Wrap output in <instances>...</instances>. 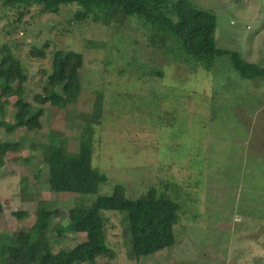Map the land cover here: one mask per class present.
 <instances>
[{
    "label": "rangeland",
    "instance_id": "obj_1",
    "mask_svg": "<svg viewBox=\"0 0 264 264\" xmlns=\"http://www.w3.org/2000/svg\"><path fill=\"white\" fill-rule=\"evenodd\" d=\"M188 1L216 16L218 48L264 67V0ZM3 3L0 46L11 45L27 75L24 99L43 112L39 129L0 126V140L20 144L0 167V235L31 228L44 205L56 210L46 233L53 250L72 248L86 235L57 229L74 205H91L116 185L132 200L154 188L180 204L175 243L132 259L124 214L103 211L113 256L93 264H264V80L242 78L227 55L206 69L172 37L152 43L155 30L137 16L107 25L73 20L75 5L54 13ZM55 51L78 53L83 63L78 100L62 109L34 99ZM15 100L9 98L6 122H13ZM98 103L91 165L106 181L96 194L51 192L40 145L55 137L77 151Z\"/></svg>",
    "mask_w": 264,
    "mask_h": 264
},
{
    "label": "trees",
    "instance_id": "obj_2",
    "mask_svg": "<svg viewBox=\"0 0 264 264\" xmlns=\"http://www.w3.org/2000/svg\"><path fill=\"white\" fill-rule=\"evenodd\" d=\"M3 4L9 9L36 4L42 11L54 13L62 5H75L78 10L73 20L91 19L107 25L113 18L122 24L129 16H137L155 30L150 38L152 43L155 44L157 38L164 45L168 37H172L186 58L198 60L206 69H211L216 57L227 55L242 78L264 80V67L247 61L238 51L217 47L216 16L195 8L188 0H4ZM32 54L44 58L43 52L33 50ZM51 64V73L34 99L41 105L49 102L62 109L78 100L81 90L79 70L83 63L78 53L55 51ZM26 81L25 68L11 45H1L0 126L8 132L18 128L35 130L41 126L39 118L43 110L24 99ZM11 97L16 99L13 103L16 111L13 122H6L4 116ZM96 107L79 135L77 151H69L65 140L55 137L40 145L42 161L48 167V189L51 192L96 194L99 184L106 181V175L91 165L92 128L99 124L101 116L100 104ZM19 147L18 141L0 140V167L5 156L17 152ZM103 211L124 214V231L130 242L132 259L154 254L175 243L173 226L178 222L180 204L174 198L150 188L136 199H127L123 187L116 185L110 195L97 196L91 205H74L69 209L68 221L58 227L57 235L66 232L85 234L83 242L54 251L46 233L56 210L40 205L31 228L16 232L15 237L0 235L1 264H93L101 256L112 257L104 233Z\"/></svg>",
    "mask_w": 264,
    "mask_h": 264
}]
</instances>
